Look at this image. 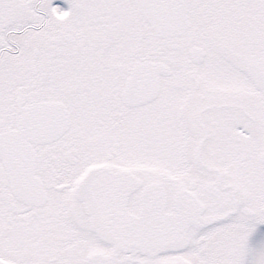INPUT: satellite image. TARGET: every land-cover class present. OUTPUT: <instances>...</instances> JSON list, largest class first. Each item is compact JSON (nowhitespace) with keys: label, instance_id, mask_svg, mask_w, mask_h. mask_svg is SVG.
<instances>
[{"label":"snow or ice","instance_id":"snow-or-ice-1","mask_svg":"<svg viewBox=\"0 0 264 264\" xmlns=\"http://www.w3.org/2000/svg\"><path fill=\"white\" fill-rule=\"evenodd\" d=\"M0 264H264V0H0Z\"/></svg>","mask_w":264,"mask_h":264},{"label":"rangeland","instance_id":"rangeland-1","mask_svg":"<svg viewBox=\"0 0 264 264\" xmlns=\"http://www.w3.org/2000/svg\"><path fill=\"white\" fill-rule=\"evenodd\" d=\"M67 7V5H65V8Z\"/></svg>","mask_w":264,"mask_h":264}]
</instances>
